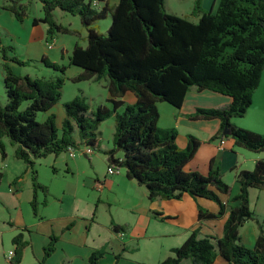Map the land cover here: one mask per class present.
I'll return each mask as SVG.
<instances>
[{"label":"trees","instance_id":"trees-1","mask_svg":"<svg viewBox=\"0 0 264 264\" xmlns=\"http://www.w3.org/2000/svg\"><path fill=\"white\" fill-rule=\"evenodd\" d=\"M33 0H0V9L9 12L17 22L27 17L26 4ZM42 17L32 24L46 26L45 43L52 44L57 34H74L58 24L54 11L77 16L86 31V45L75 44L68 65L80 69L72 82H109L112 97L130 92L135 102L115 115L112 147L103 153L108 166L124 169L130 180L144 186L148 198L179 200L184 194L204 198L218 205L217 213L199 209L197 220H215L226 215L222 235L199 237L196 230L170 255L156 264H212L221 257L225 264H264V229L249 208V191L264 187V160H257L252 170H238L235 179L239 193L223 203L217 192L230 194L218 168L210 161L207 175L186 172L185 165L194 157L201 142L187 136L184 149L176 145L177 131L157 126V103L166 102L180 108L186 93L208 90L230 98L223 108H196L194 119H217L219 129L209 140L231 138L234 147L250 152H264V134L238 127L233 118L245 115L252 103L264 71V0H218L216 9L203 10L201 0H195L189 21L166 11L165 0H37ZM109 19L101 32L96 24ZM5 103L0 104V158H6L8 140L14 146V157L31 171L33 197L30 202L38 216L37 193L47 188L39 184L34 161L67 153L69 147L80 153L82 148L99 149V125L111 117L121 102L111 100L112 108L98 106L89 109L81 95L63 104L65 119L60 128L55 116L43 122L38 113L47 112L59 102L66 79L67 67L52 63L46 57L42 67L58 75L52 78H32L19 75L13 65L25 67L33 60L21 61L14 47L5 45L0 37ZM228 134L225 135L224 131ZM122 153V159L115 158ZM2 173L0 172V184ZM159 216L160 214L155 213ZM254 219L258 233L254 246L243 245L239 230ZM114 231H123L114 227ZM22 232L12 238L13 255L10 264H20L28 241ZM55 238L43 249L44 261L54 249ZM103 252L91 253L85 264H100ZM66 264V263H65ZM145 264V263H140Z\"/></svg>","mask_w":264,"mask_h":264},{"label":"crops","instance_id":"crops-1","mask_svg":"<svg viewBox=\"0 0 264 264\" xmlns=\"http://www.w3.org/2000/svg\"><path fill=\"white\" fill-rule=\"evenodd\" d=\"M106 1L109 4L117 2V0ZM57 11H54V16L65 17L63 12ZM33 18L27 16L23 23H19L9 12L1 10L0 29L5 31L3 34L7 37H3V43L13 46L14 50L22 48L26 61L32 60V57H35L37 61L46 57L50 61L56 38L50 51L45 43L46 26L43 23L33 25ZM58 24L74 31V34L77 33L81 38L80 41L73 38L69 52L64 43L62 47H58L60 55L65 54V57L69 58L75 44L86 45V31L82 27V31L78 32L69 22L66 25ZM103 26L106 30L109 24L104 25L100 22L96 24L101 32ZM74 34L69 35L73 37ZM18 59L25 61L20 57ZM51 62L59 64L55 60ZM74 72L76 75H65L66 80H72L81 71L79 69ZM65 73H68L67 69ZM85 82L99 83L101 88L97 95L99 101L96 100L94 104L92 102L95 98L89 95L87 97V94L80 89L82 96L90 106L112 108L111 100L122 103L117 105L114 113L108 118L109 120L107 119L110 121L111 118L113 121L109 139H104L102 126L108 123L105 120L98 129L99 149L93 150L92 154H86L83 148L80 152L84 158L88 159L92 169L95 157H97L96 153L103 154L106 170L100 173L95 169L86 170L87 163L81 156L74 158L53 156L52 162L58 163L64 170H48L49 172L45 171L42 177L40 173L37 174L39 184L47 188V193L46 195L40 191L37 193L38 216H34L30 206L33 197L31 171L22 161L14 157V147L11 155L6 152V158H0V172L2 173L0 247L2 251H4L6 241L12 240L15 235L22 232L28 241V246L23 253L22 264L26 259L25 255H29L28 264H39L43 258V249L48 246L52 237L55 238L54 249L45 259L44 264H85L91 253L96 250L103 252L100 264H140L139 261L127 263V259L138 257L144 245H160L170 254V250L181 245L194 230L198 232L199 237H220L226 215L215 220L202 222L197 220L199 209L210 213L218 212V205L213 201L193 198L188 194H184L179 200L162 198L150 200L146 188L138 185L135 180L128 179L125 170L123 174H120V169L118 174H107V156L103 152L112 147L115 115L121 113L126 105L133 104L135 97L130 92L119 98L112 97L109 94V82L106 79ZM64 103L65 101H59L47 112L42 113L41 120L38 119V121L43 122L50 115H54L55 125L60 128L65 119ZM229 103L230 98L227 96L192 88L186 93L180 108H175L166 102L157 103V126L161 129H175L177 131L175 142L180 149L186 147L189 135L201 142L184 170L207 175L210 161H213L212 167L219 169L222 180L230 187L229 195L218 192L217 194L223 203L233 205L231 199L239 193L240 189L235 179V172L252 170L257 160H264V152L250 154V151L234 147L233 140L229 137L223 139L225 141L223 149H218L220 140H209L217 133L219 121L190 118L196 108H223ZM90 106L89 109L93 111ZM232 123L243 129L264 134V79L254 92L251 106L245 115L241 118H233ZM3 142L6 147V139ZM115 158L121 160L122 153H117ZM13 161H15L14 164H12ZM82 168L84 170H81ZM108 188H114L113 198L106 192ZM103 206L105 211L101 213L100 209ZM249 208L256 220L262 223L264 229V187L260 190L251 189L249 191ZM155 213L160 215L157 216ZM116 226L123 228V231L115 232L114 227ZM257 233L258 229L254 219L245 222L239 230L243 245L252 248ZM7 260L9 259H5V262ZM212 264H225V262L218 256Z\"/></svg>","mask_w":264,"mask_h":264},{"label":"rangeland","instance_id":"rangeland-1","mask_svg":"<svg viewBox=\"0 0 264 264\" xmlns=\"http://www.w3.org/2000/svg\"><path fill=\"white\" fill-rule=\"evenodd\" d=\"M194 2L195 0H165V6H166V11H169L168 13L176 15L178 17H182L185 18L189 21H193L196 22L197 21V16L193 15V8H194ZM26 13L27 16H29L30 18L33 17H42V11H41V4L39 1L37 0H33L30 4H26ZM217 6V0H201V7L203 10H209V9H213V11L216 9ZM2 9H0L1 12ZM59 13H62L61 11H57ZM65 17L62 18L60 17V15H55L54 19L56 22L58 23H62L63 25H66V23H71L72 27L74 29H77V31H82V25L80 23V20L77 16H72L70 14L67 13H62ZM100 24H109V19L105 20H101L99 21ZM1 28V27H0ZM102 32L105 31V26H103L101 28ZM5 31L0 29V37L3 38H7L3 33ZM56 41H55V46L54 51L52 50V54L50 55V61L55 60L57 61L59 64H62L64 66L67 67L68 73L65 75L67 76H73L76 75V73L74 72V70H79L77 67H68V59L67 56L65 57V54L60 55L58 47H62V43H64L66 45V47H68V52L70 51V49L72 48V44L71 41L74 40L75 38L77 40H81V38L79 37V35H77V33L74 34L73 37H71V35L69 34H57L55 36ZM74 38V39H73ZM70 47V48H69ZM50 50V48H49ZM50 50V51H51ZM16 52L15 55H17L18 57H20V59H23L26 61V59H24L25 57L22 54L23 49L22 48H17L14 50ZM70 56V55H69ZM61 57V58H60ZM33 60V62H31L30 64H28L25 67H19L16 65L15 68L13 69L14 72L16 74L19 75H25L28 74L30 75V77H37V78H52L55 75H58V73L50 70V69H44L42 67V65L37 62V60H35V57L31 58ZM1 64H2V59H1V54H0V104L4 105L5 103V93H4V89H3V84H2V79H3V70L1 68ZM58 64V65H59ZM73 68V69H72ZM264 79V71L262 72L261 78H260V82L259 85L261 83V80ZM259 85L257 88H259ZM84 91V93H86L87 97L88 95L91 97L93 96L95 98V100H93V104L95 103V101H99L97 95H99L101 88H100V84L99 83H88V82H77L74 83L72 82V80H66L64 81V85L62 88V95H61V99L59 101H65L68 102L70 100H72L75 96L77 95H81V90ZM257 90V89H256ZM88 103V102H87ZM90 106V105H89ZM91 108H93V111L96 109V106H90ZM42 115V113H38V117L37 120H41L40 116ZM107 120V119H106ZM109 120V119H108ZM106 121L108 123H106L105 125L102 126L103 129V134H104V139H109L110 137V131L111 130V124L113 123V121ZM110 122V123H109ZM6 152L11 155L12 151H13V145L9 143L8 140H6ZM99 152V151H97ZM249 152V151H247ZM250 154H252V152H249ZM66 156H68L67 153H61L60 157L61 158H66ZM77 156H81V158H83L85 160V162L87 163L86 166V170H98V172H102L104 170H106V163L103 160V154L101 153H96L95 157V162H94V167L92 169V167L90 166L88 159L84 158L80 153L76 152V157ZM54 157L52 156H48L42 159H38L34 161V170L36 171V173H40V177L43 176V174H45L46 172H49L48 170H64V168L62 166H60L58 163H54L52 162ZM20 164H22V162L18 161ZM15 161L12 162V164H14ZM81 170H84V168H82ZM123 170L124 169H120V174H123ZM107 193L111 194V198H113V193H114V188H108V190H106ZM32 211V210H31ZM105 211V207L103 206L100 209V212L103 213ZM33 214V213H32ZM122 216V213L120 214ZM0 216H1V209H0ZM157 231V229H156ZM11 241V242H10ZM156 244V243H154ZM4 245H6L2 251V248L0 247V264H10L9 261L7 260L5 262V259H10L12 257V255L9 254V252H13L14 251V247L12 245V240H8L4 243ZM10 250V251H9ZM24 255V254H23ZM170 254H168L166 249H162L161 246L159 245H144L143 247H141L140 252L138 253V257L134 258L131 257L130 259H127V263H130V261H139V263H145V264H156L158 262H161L165 259L166 256H168ZM26 259L24 261L23 264H28V260H29V255H25ZM23 260V257H22ZM21 263L22 264V261ZM181 264H189L188 260H184L181 262Z\"/></svg>","mask_w":264,"mask_h":264},{"label":"built area","instance_id":"built-area-1","mask_svg":"<svg viewBox=\"0 0 264 264\" xmlns=\"http://www.w3.org/2000/svg\"><path fill=\"white\" fill-rule=\"evenodd\" d=\"M51 45L52 44H47V48L48 49L51 48ZM224 143H225V141L223 139L220 140L217 148L218 149H223ZM85 153L86 154H92V151L90 149H85ZM67 154H68L69 157L74 158L76 156V151L74 149H72L71 147H69L68 150H67ZM118 173H119V169H116V168H114L112 166H108V168H107V174L108 175H115V174H118ZM9 254L13 255V252L10 251Z\"/></svg>","mask_w":264,"mask_h":264},{"label":"water","instance_id":"water-1","mask_svg":"<svg viewBox=\"0 0 264 264\" xmlns=\"http://www.w3.org/2000/svg\"><path fill=\"white\" fill-rule=\"evenodd\" d=\"M224 134H225V135H227V134H228V132L225 130V131H224Z\"/></svg>","mask_w":264,"mask_h":264}]
</instances>
